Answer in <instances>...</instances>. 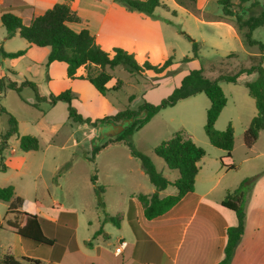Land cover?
Returning <instances> with one entry per match:
<instances>
[{"label": "rangeland", "instance_id": "rangeland-1", "mask_svg": "<svg viewBox=\"0 0 264 264\" xmlns=\"http://www.w3.org/2000/svg\"><path fill=\"white\" fill-rule=\"evenodd\" d=\"M161 1L165 8H157L151 16L155 21V29L141 34L148 40L151 48L138 54L136 58L139 62L148 58L152 64H162L172 56L174 64L160 75L147 72L145 77L130 74L122 66L108 69L114 80L123 82V86L116 92L102 96L88 82L68 80L66 64L54 62L48 65L47 56L43 58L42 50L34 48L35 50L27 52L26 41L19 35L8 41L5 50L8 53L24 51V55L5 60L0 56L4 74L20 86L19 93L14 89H6L0 93V142L9 128L8 117L11 116L16 122V134L7 139V147L1 153L0 163L5 166V170L0 169V186H13L15 197L35 199L48 208H59L58 205H53L55 200L63 210H76L79 238L84 235L87 221L93 218L95 212V195L90 181L95 169L99 186H102L109 175L110 180H118L123 191L134 189L130 186L132 177L135 176L132 172L133 164L125 160L129 151L121 144L117 149H122L125 154L116 152L111 157L105 156L99 159V167L93 166L85 158L91 153L99 125L86 124L88 128L85 129L82 126L85 124L74 123L68 118L66 103L50 105L47 101H37L34 90L23 84L24 82H30L38 95L43 97L69 90L72 96L71 105L76 112L94 122L120 110H138L145 103L159 104L171 95L183 75L198 69L200 65L205 66L206 76L215 77L231 75L240 68H248L258 63L259 58L251 56L259 54L258 46H248L239 31L235 35L225 26L209 22L217 20L216 16L223 14L222 6L217 0H205L208 2L206 14L199 12L196 5L189 10L174 5L171 0ZM199 1L200 5L205 2ZM263 1L260 0L259 5L253 7L250 2L239 6L238 2L232 3L231 10L245 22L261 13ZM230 20L233 23L235 21L233 17ZM189 38L199 43L200 52L197 59L182 63L184 57L192 55ZM252 39L264 46V27L256 29ZM44 50L48 51L47 48ZM219 85L229 103L221 118L217 119L218 124L232 107V100L240 96L247 97L241 83L221 82ZM130 97H133L131 101ZM208 107L209 100L203 93L179 100L173 107L161 109L142 129L133 132L129 140L137 151L152 159L159 172L168 173V178L172 180L174 175L178 176V172L169 170L164 161L154 154V148L179 131L193 134L196 140L198 138L208 141L203 129ZM23 135L37 138L38 151L23 152L19 149L17 137ZM113 141L115 142L113 138L104 139L105 143ZM108 161H117L119 164L117 168H109L107 172L105 167ZM133 161L137 166L140 165L137 160ZM141 173L138 190L144 193L151 185L142 170ZM58 183L62 185V190L57 188ZM170 189L172 188H168ZM102 198L105 208L104 197ZM105 198L107 208L111 204L115 208L117 191L108 189ZM109 200L113 202L109 203ZM7 208L8 203L0 201V256L11 255L20 260L22 245L19 236L7 227L8 220L17 222V219L15 215L7 214ZM114 218L117 219L118 216L114 215ZM109 230L115 232L117 228L107 222L106 231ZM111 239L115 243L116 239ZM49 249L39 246L38 254L47 258Z\"/></svg>", "mask_w": 264, "mask_h": 264}, {"label": "crops", "instance_id": "crops-1", "mask_svg": "<svg viewBox=\"0 0 264 264\" xmlns=\"http://www.w3.org/2000/svg\"><path fill=\"white\" fill-rule=\"evenodd\" d=\"M64 1L67 0H0V16L9 12L18 16L24 25H28L33 18L42 15L55 4ZM69 1L71 10L80 19L78 23L69 24L70 28L76 32L83 29L88 30L104 51L110 52L113 48H121L133 53L138 63L150 62L148 58L143 62H139L136 57L151 48L148 40L141 35L145 31L149 32L155 29V21L151 19V16L128 11L115 0ZM229 1L233 4L238 2V0ZM256 1L260 2V0ZM171 2L179 6L174 0H171ZM207 4L208 2L205 1L200 5V1L195 0L194 5L197 6L199 12L206 14ZM160 7L165 8L162 5V1ZM216 17L217 20H209V22L221 24L235 35L239 34L230 22L223 19V14ZM2 28L0 23V47L8 53L5 48L8 41L13 37L6 39L5 30ZM26 48L27 52H30L38 47L29 45L26 42ZM43 49L46 48H40L44 58L48 55L49 48H47L48 51H43ZM262 53L264 55V46ZM259 54L251 56H258ZM1 65L0 63V78L8 77L7 74H4ZM200 67L203 69L202 74L205 78L214 80L221 76H206L205 66L200 65ZM262 67L264 69V59ZM254 76L255 74H241L234 83H241L245 88V83L254 78ZM183 77L184 75L179 79L178 86ZM8 78L10 79V77ZM117 80L119 79L114 80L111 75V79L106 84L109 89L107 93L116 92L112 88ZM221 82L225 81H220L219 83ZM246 93L247 97L240 96L232 100V107L218 124L216 123L217 119L221 118L222 112L229 103L226 98V104L214 123V128L217 131H223L225 125H231L233 128L234 145L230 158H224L225 152L214 148L205 139L197 138L196 140L193 134H186L180 131L190 138L196 146L203 148L205 155L197 163L198 170L194 178L193 191L184 195L178 203L163 215L152 220L145 219L138 195L149 198L152 194H157L158 198L162 199L176 195V188L168 186L164 190L156 191L150 184L151 188L146 190V192H139V178L141 177L142 169L140 165L137 166L133 161L137 159L133 158L129 153V155H125V160L133 164L132 172L135 176L132 177L130 186L134 189L123 191L118 185V180L116 182L114 179L110 180L109 175L102 184L105 194L108 189L117 191L115 208L114 205L109 204V209L103 193L105 201L104 212L110 217L118 216V226H115L117 231H106L107 223L103 222V217L95 204L93 218L87 221V229L84 235L79 238L76 210L71 208L63 210L55 200H53V205L59 206L56 209L42 206L35 199H23L20 211L36 215L38 218L49 222L50 224L46 223V227L49 228L54 239H58L60 235H64V238L53 243L49 249L50 252L48 253L47 251L48 257L46 258L42 256L43 254H38V245L18 237L22 245L21 256L39 260L42 264H219L224 258L227 229L236 226L237 223L235 213L223 207L221 203L225 196L234 191L242 180L254 177L245 194L243 235L237 243L228 264H264V132L259 133L258 138L251 147L247 148L244 145L243 133L251 119L256 115L254 100L248 95L247 90ZM82 126L85 129L88 128L86 124ZM119 146H121V143L107 144L105 148L98 152L94 156L96 167H99L100 158L111 157L116 152L124 153L122 149H117ZM90 157L91 153L85 159L88 161ZM118 164L117 161H108L105 170L108 172L109 168H117ZM229 166L233 168L230 169L228 168ZM161 174L170 182H174L179 177V174L178 176L174 175L173 179L170 180L168 173L162 171ZM96 183L99 185L97 176ZM170 187L172 189L168 190ZM57 188L62 190V185L58 183ZM110 201L112 200H109V203ZM132 221L137 222L142 233L141 238H138L130 227V222ZM111 238L116 239L115 243H112ZM120 242H123L124 245L120 253H115V249Z\"/></svg>", "mask_w": 264, "mask_h": 264}, {"label": "trees", "instance_id": "trees-1", "mask_svg": "<svg viewBox=\"0 0 264 264\" xmlns=\"http://www.w3.org/2000/svg\"><path fill=\"white\" fill-rule=\"evenodd\" d=\"M123 5L128 11L139 12L148 16H152L155 9L160 7V0H115ZM179 6L191 10L194 7L195 0H174ZM69 0L55 4L52 8L46 10L31 20L28 25H24L21 19L12 13H3L0 16V23L5 30V38L10 39L17 33L29 45L38 48H49L47 55V64L53 62H62L66 64V78L69 80L87 81L99 94L106 95L109 89L106 84L111 79L108 69H114L122 66L128 73L144 77L147 72L160 75L173 63V57L170 56L162 64L153 65L148 61L138 63L133 53L127 52L121 48H113L110 52L104 51L95 41L94 37L88 30L83 29L79 32L70 28L69 24L78 23L79 17L71 10ZM218 4L222 6L223 19L230 22L237 31L243 34L248 46H258L260 54L256 65L248 68H240L231 75H221L214 80H210L203 76L202 67L190 70L180 81V85L174 88L170 96L163 99L159 104L152 105L145 103L138 110L125 109L113 116H106L96 121L83 118L79 115L75 108L71 105L72 96L69 90H65L58 94H48L47 97L39 96L33 85L26 81L23 84L28 85L34 90L37 101H47L50 105L58 102L67 104L68 118L77 124H87L91 126L102 125L107 122L118 123L122 120L132 118L133 121L122 133L113 137L115 142L105 143L104 140L96 147L91 149V157L88 159L95 166L94 156L100 152L107 144L121 143L129 151L130 155L137 159L141 169L147 176L150 184L161 191L168 186L176 188V195L158 198L157 194H152L149 198L138 195L143 208V216L147 220L160 217L170 208H172L186 194L193 191L194 178L198 167L197 163L204 157L205 151L196 146L192 140L186 137L182 132L174 133L168 140L161 142L154 148V154L161 158L169 170H176L179 177L174 182L168 181L160 172H158L150 159L144 153L135 149L129 136L144 125H146L161 109L173 107L179 100L188 98L198 93H203L210 102V106L206 111V122L204 124V133L209 143L217 149L225 152L224 158H230L234 145V131L231 125L225 130L217 131L214 123L218 118L221 110L226 104V97L219 86L220 81L234 83L241 74H255L254 78L245 83L248 95L254 100L256 115L251 119L247 128L243 133V143L249 148L251 147L260 132H264V69L262 67L264 55L263 45L252 39V32L259 27L264 26V1L262 2V11L255 17L245 22L240 16H237L232 10V3L229 0H218ZM250 6H258L256 0H238V6L249 3ZM235 19L234 23L230 20ZM245 29L246 31H243ZM188 37V36H187ZM192 46L191 57H184L182 63H188L198 58L200 48L199 43L190 39ZM24 55V51L15 53H6L0 47V56L3 58L16 59ZM79 72V74H78ZM122 87V82L117 80L112 90L117 91ZM6 89H14L20 92V86L8 77L0 78V93ZM133 97H130L131 101ZM37 106V104H35ZM2 112L3 109H1ZM9 128L2 135L0 142V159L2 151L7 147V139L16 134V122L9 116ZM19 149L23 152L38 151L39 142L36 137L30 135L18 136ZM112 139V138H108ZM106 139V140H108ZM232 169L233 167H228ZM0 169L5 170V166L0 163ZM96 169L90 177L91 184L96 200V207L100 211L103 222L112 223L118 226L117 219L108 216L104 212L103 203V187L96 183ZM254 177L246 178L240 182L238 187L228 193L223 199L221 205L236 215V226L227 229V242L224 248V258L219 264H228V261L243 235L244 231V200L245 194L251 185ZM0 201L8 203L7 214L15 215L16 221H7V226L13 230L15 235L23 240H28L48 250L54 242L64 238L60 235L58 239L52 237L49 228L46 227V220L38 218L36 215L20 211L23 199L15 197L13 186H0ZM50 224V223H49ZM134 234L139 238L142 233L136 221L130 222ZM101 230V229H100ZM0 264H42L39 260L29 257H22L20 260L15 259L11 255L0 256ZM52 264V263H48Z\"/></svg>", "mask_w": 264, "mask_h": 264}, {"label": "water", "instance_id": "water-1", "mask_svg": "<svg viewBox=\"0 0 264 264\" xmlns=\"http://www.w3.org/2000/svg\"><path fill=\"white\" fill-rule=\"evenodd\" d=\"M132 121H133L132 118H128V119L122 120L118 123L107 122L105 124L100 125L98 127V130H97L98 136L94 140L92 147H96L104 139L113 138V137L119 135L126 128L129 127V125L131 124Z\"/></svg>", "mask_w": 264, "mask_h": 264}, {"label": "built area", "instance_id": "built-area-1", "mask_svg": "<svg viewBox=\"0 0 264 264\" xmlns=\"http://www.w3.org/2000/svg\"><path fill=\"white\" fill-rule=\"evenodd\" d=\"M124 245L123 242L118 243V247L115 249V253H120L122 246Z\"/></svg>", "mask_w": 264, "mask_h": 264}]
</instances>
